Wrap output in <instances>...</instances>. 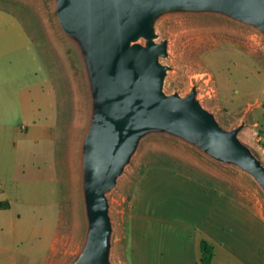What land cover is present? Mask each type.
Masks as SVG:
<instances>
[{
	"label": "rangeland",
	"instance_id": "rangeland-1",
	"mask_svg": "<svg viewBox=\"0 0 264 264\" xmlns=\"http://www.w3.org/2000/svg\"><path fill=\"white\" fill-rule=\"evenodd\" d=\"M0 29L7 31L0 51L6 48L13 60L7 86L0 85V119L10 123L0 141V202H9L0 208V264H69L88 221L81 166L89 123L86 70L58 26L54 0H0ZM155 32L157 41H168L164 91L184 96L196 87L221 126L245 121L241 140L264 163V35L213 13H169L158 18ZM153 164L177 167L264 207L250 177L189 143L150 134L109 194L118 238L114 264L124 257L120 237L133 189Z\"/></svg>",
	"mask_w": 264,
	"mask_h": 264
},
{
	"label": "water",
	"instance_id": "water-1",
	"mask_svg": "<svg viewBox=\"0 0 264 264\" xmlns=\"http://www.w3.org/2000/svg\"><path fill=\"white\" fill-rule=\"evenodd\" d=\"M169 13L220 14L264 35V0H54L58 26L90 88L81 148L87 230L69 264H114L109 194L150 134L193 145L256 181L264 194V163L240 137L245 121L221 126L196 87L184 96L164 91L168 41H157L155 23Z\"/></svg>",
	"mask_w": 264,
	"mask_h": 264
},
{
	"label": "crops",
	"instance_id": "crops-1",
	"mask_svg": "<svg viewBox=\"0 0 264 264\" xmlns=\"http://www.w3.org/2000/svg\"><path fill=\"white\" fill-rule=\"evenodd\" d=\"M6 33L0 29V42ZM6 52L0 51L2 88L13 69ZM8 126L0 119V141ZM120 239L122 264H201L203 240L213 246L211 264H264V207L177 167L153 164L133 189Z\"/></svg>",
	"mask_w": 264,
	"mask_h": 264
},
{
	"label": "trees",
	"instance_id": "trees-1",
	"mask_svg": "<svg viewBox=\"0 0 264 264\" xmlns=\"http://www.w3.org/2000/svg\"><path fill=\"white\" fill-rule=\"evenodd\" d=\"M3 206H9V202H0V208ZM201 250H202V259L201 264H211L212 258H213V246L203 240L201 242Z\"/></svg>",
	"mask_w": 264,
	"mask_h": 264
}]
</instances>
